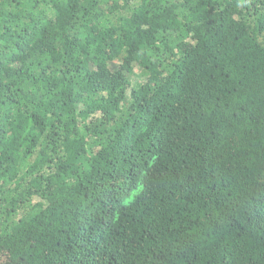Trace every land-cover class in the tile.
Instances as JSON below:
<instances>
[{"label":"trees","instance_id":"16d2710c","mask_svg":"<svg viewBox=\"0 0 264 264\" xmlns=\"http://www.w3.org/2000/svg\"><path fill=\"white\" fill-rule=\"evenodd\" d=\"M0 264H264V0H0Z\"/></svg>","mask_w":264,"mask_h":264}]
</instances>
